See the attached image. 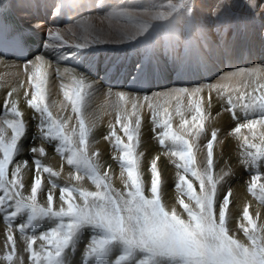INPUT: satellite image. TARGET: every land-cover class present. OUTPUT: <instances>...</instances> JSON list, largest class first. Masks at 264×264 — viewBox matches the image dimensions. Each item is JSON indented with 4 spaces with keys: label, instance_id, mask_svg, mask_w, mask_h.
Here are the masks:
<instances>
[{
    "label": "rangeland",
    "instance_id": "obj_1",
    "mask_svg": "<svg viewBox=\"0 0 264 264\" xmlns=\"http://www.w3.org/2000/svg\"><path fill=\"white\" fill-rule=\"evenodd\" d=\"M64 1H66L67 4L70 3V1L67 2L68 0H64ZM79 1H81L86 6L87 9L90 6H94L97 2L96 0H76V4H75L76 6H79V3H78ZM202 1H205V0H202ZM213 3H214V5L212 7H209L210 13L213 14L212 19L216 22H223V23H224V21H227V24L231 25L232 29L234 28V30L238 29V32L242 28L240 34L235 36V38H231L232 40L238 39V41L246 42L247 40L253 41L251 38L255 39V37H256L257 38L256 39L257 40V45H256L257 52L256 53L258 54V56H251L253 54V52L251 53L250 51H248V48H246L245 46L243 48L236 47L233 43H230V41H232V40H229L230 38H228L227 41L223 45L222 44L220 45V43L216 44L214 41H212V43H209V41L207 39L205 41L200 40L198 42V44L201 47L202 58H195L197 61L202 60L200 62H202L203 66H201V70H200L199 74L197 72H195L196 68L192 65L188 66L184 70L183 66L179 65V61L181 60V58H178V60L174 59V61L171 63V69L167 72V74L166 73L165 74L158 73L157 69H156V71L146 73L145 75L144 74L142 75L143 69L137 70L135 68V69L128 70L129 72L128 71L127 72L129 73V77H128V75L126 76L127 79H126V83L124 84V86H121V87L114 86L116 88V90H119L120 93H121V91L124 93H127V94H124L125 99L123 101L120 99L118 94H115L116 97L110 96V95L106 96V94L104 93L105 92L104 89H106V86H101V88H99V89L97 88V90H96V88H91L90 86L85 85V86H87L86 92H85L86 96H85V101H84L81 108H83V106L84 107L89 106L90 108L84 110L85 111L84 116L81 113H80V115L84 119L85 125L88 128L87 144L88 145L90 144V146L87 147L86 156H87L88 161L91 163L93 168L96 170L97 174L103 176L104 173L107 171V173H108V184H109V187L113 190V192H124L125 191V183L124 182L126 180V173L123 176L121 174L122 168H121L120 162H119L120 153H119L118 149L113 145V141L111 139L106 140L105 136H107L110 133V130L112 131L113 129L116 128V129H118V130L115 129V131L118 132L117 134L120 135L121 137H123V133L121 131L119 132L120 128L116 123L117 116H119L121 119H124L126 116H128L133 111V105H136L137 107H136L135 111L141 117V120H142L141 126H140V134H139V146L136 149V152H137V154L143 153V156L140 157L139 170L142 173L144 195L147 198H151V192H150L151 174L149 171V164H150V161L153 159V157H155V155H154L152 158H147L146 154L144 153V149L142 150V148H141L142 147L141 145H143V142L145 140L146 134L148 133L149 136H151L149 140H150L151 144L153 143L152 144L153 148L160 152V154L157 156H160V160L162 161V164H163L161 166L162 168L160 166H158L159 170L161 169L160 172H161L162 178H163V184H162V187L160 190L161 202L167 211L172 212L173 210H175L177 215H179L182 219L187 221L188 220L187 214L183 211V209L180 207V205L178 204L177 201L179 199L183 198L185 200V202H187V203H192V202L188 201L186 196H181V194L174 187L175 182L178 179L177 173L182 172V169H177L175 167L176 163L179 162L178 158L171 155L172 151L176 150L177 146L173 145L169 141V142H166V144L162 147V146H160L157 138L155 136H154L155 138L152 136V135H154V133L152 131L153 124L151 122V110L149 109L148 105L149 104L154 105L161 113H163L165 109H168V111L172 114L171 123L173 125V131H175L177 133H181L182 130L180 128V124L182 122V119H187L191 122V117L193 115V109H191L189 107V94H194L193 95V102L195 103L196 101H199L201 103V105L203 107V111H204L205 116H206V119L203 122L204 123V131L199 136V138L194 141L196 144L195 153H194V157H195L194 167L199 171H204L207 169V148H206V144H207L208 140L211 139L212 132L215 131L217 135H216V141H215L214 148H213V166H212V169L210 171H211V174L213 176V179L217 183L216 199L218 202H221L224 194L228 193L230 190L232 203L230 205V209H229V213H228V220H227L228 235L231 237L235 236V237L242 238L244 240V243L245 242L246 243L245 244H242V242H240V243L246 247L247 246L250 247L251 241L248 238L249 235L257 236L259 238V242L264 243V215H263L264 214V193H262L259 190L260 184H264V157H255L257 149L248 148L245 145L244 141H245V138H247L249 143L255 144V145L259 146V148H264V125L257 124L254 129L250 130L248 128H241L239 133L234 132V129L238 125L246 124L248 122V120H250V119H259V115L258 114H248L246 116L244 111L241 108L237 107L235 109L236 118L233 119L232 114L227 110L228 109L227 101H228L229 97H232L233 100L235 101L236 97H238L239 95H241L243 93H247V92H255L256 93L255 95H257V96H259L261 93H264V80L261 81L259 77L257 78V76L252 75V72L254 70L253 67L257 68L258 66L264 65V61H262L263 64L261 63V60L262 59L264 60V58H263L264 57V51H263L264 42L263 43L261 42L264 40V9L261 8V5H264V0H261V1L260 0H214ZM164 4H165L166 11H169V8H168L169 4H171L172 6H176L177 9L175 11H172L171 15L167 16V18H165L163 20L152 19L153 24L151 26V29H148L146 31L149 34L148 38H152L153 36L155 37V35L162 36L163 34H161L160 32L163 31V29L168 30V33L170 35H174L175 30L179 29L178 28L179 26H181L182 29H180V31H182V32L188 31L189 29H191L190 23L187 22L188 19L186 20V22H183L184 25L182 26L181 25L182 22L181 23H174L173 18L171 16L176 11L180 10L181 8L186 9L188 11H191V9L195 8V5H196L195 0H164ZM203 4L204 3L201 2V7L204 9V7L206 8V6H204ZM131 5H133V6L130 7V11L128 13L134 14L133 11H131V10L132 9L135 10L136 8H135L134 4H131ZM210 13H209V16L211 15ZM49 15L50 14L47 15L46 13H42V16L47 17V19H48ZM125 21H127V20L124 19V25H125ZM132 21H135V19H133ZM134 24L132 26H134L135 28L138 26L142 27V25L140 24V21H137V23H134ZM250 31H251V33H253L254 36H251V37H249V39L245 40L244 39V36H245L244 32L247 33ZM86 32H88V31H86ZM87 35H90L89 39H91L93 37V33H91V34L87 33ZM216 42H219V41H216ZM191 43H192V41L189 43L190 44L189 47H191ZM249 44H251V43H249ZM211 45H214V46H211ZM135 47H139V46H135ZM178 47H180L182 50H184L181 45ZM249 47H254V46L250 45ZM107 49H109L111 51L119 52L117 48H111V49L107 48ZM85 51L87 52L88 50H85ZM169 51L170 50L167 49V52L171 56V52H169ZM161 54H162L163 58L166 57V54L163 51ZM36 56H38V53L31 56L30 59L28 58L29 63L27 62L26 65L31 67L34 63L33 59L37 60ZM57 56H61V55H57ZM120 56H123L122 53H120ZM33 57H35V58H33ZM148 59L151 60L150 57ZM50 60H51V65L57 64L60 68H61V64H63V66H66V67L70 65L69 67L73 68L74 70H77V69L81 70V71L84 70L80 65L73 66L69 62L66 63L65 59H59L55 56L52 57ZM152 62H153V60H152ZM152 62H151V64H152ZM91 64L92 63L90 62V65ZM8 66H10V64L0 65V96H1L0 97V102H1L0 108H2V110L0 109V111H1L0 112V130L1 129L3 130L5 137L8 136L9 134L11 135V130L7 128L4 121L15 118L12 115H9V114H11V113H9V109L11 107V104H9L8 106H5L4 104H2V103H4V101H2V100H5L6 98H8L10 101L16 102L17 106L19 104L22 106L21 108H25L21 112L23 116H21L20 119H22V120L25 119V114L33 115L34 117H32V119L34 118V120L32 123L34 125H32V127H33V129L38 128L40 130L41 129L40 125L43 123L44 118L39 113H37V112L35 113L33 111V109H31L29 106H27L28 105L27 100L29 98H31V92L33 91L31 85H29V76L30 75L32 76L35 71L34 70H31V71L27 70L28 68H26L25 66H21L22 71L24 73L21 71L18 74H15V73H12L8 70L9 69ZM24 67L26 70H24ZM50 68L48 67L46 69V74H48L47 79L51 83H49V85H48L47 82L45 81L44 83H45V85L47 84V86L43 85V87L46 89L45 90V97H47L46 99L49 98L48 101L45 100V103H46L49 111L53 114L52 117L54 119H56L58 122L62 121L61 123L65 122V121L67 122V131L69 132V134H72L73 128L76 129V134L73 136L74 142L71 146L73 148H76L79 146L78 145L79 121L76 118V114L74 112H72V107H71L70 102L65 101L66 99H65L64 95H62L63 97L61 96V94H63V90H65L64 88H66L65 86L62 85V82H65L66 78L63 77L64 74L62 75V72H58V71H60V69H55L54 66H51ZM241 70H243V71H241ZM47 71H48V73H47ZM84 71L88 72L87 70H84ZM179 71L184 72V73L183 74L181 73V75H180ZM9 73H10V75H13V77L10 75L8 76ZM21 73H23V74H21ZM83 74H84V72H83ZM193 74L195 75V77H193ZM231 74H232V76H231ZM243 74L244 75L247 74V76L245 77V76H243ZM22 75H23V77H22ZM24 75H25V77H24ZM88 76L90 78H93L95 83L100 81V77H101L100 74H95V75L87 74L85 77H88ZM225 76H226V78H225ZM14 77H16V78H14ZM138 77H140V78L142 77L139 81L140 86L138 88H135L134 84H133V80L135 78H138ZM54 78H56V79H54ZM81 78H83V77H81ZM70 82H73V79L70 80ZM229 84H230V86H228ZM11 85H13V86H11ZM203 85L206 88H203ZM7 86H9V87H7ZM57 86L62 88V90ZM12 87L14 88V91L12 90L13 89ZM238 87H240V89ZM1 88L4 90H2ZM185 88H186L187 92L184 93L183 95H180L178 90L185 89ZM124 89H126V90H124ZM237 89H239V91ZM257 89H259V90H257ZM197 90H199V91H197ZM250 90H252V91H250ZM6 91H8V92H6ZM26 91L28 92L27 97L25 96ZM174 91H178V92L175 93ZM3 92H5L6 95ZM14 92H16V93H14ZM199 92H200V94H199ZM9 93H11V94L13 93L12 95H10L11 97L9 96ZM49 93L51 96L49 95ZM59 93H60V95H59ZM134 93H136V96L134 95ZM18 94L20 97H18ZM207 94H208L209 98L205 96ZM210 94H212L213 97L210 98ZM226 94H228V95H226ZM54 95H55V97H54ZM138 95H140L139 98L137 97ZM214 95H215V97H214ZM3 96H5L6 98L5 97L2 98ZM145 97H147V99H145ZM174 97H178V98H174ZM26 98H27V100H26ZM54 98L55 99L58 98L56 100H59V101H56L57 103H55ZM99 98L104 99L105 102H106V100L107 101L109 100L108 103L110 101H112L111 106L108 107L106 105L105 107H108V108L107 109L103 108V105L108 104V103H105L104 101H102V103L98 102ZM109 98L110 99L112 98V99L110 100ZM50 100H52L53 102ZM203 100H205V102H203ZM20 101H23V102L20 103ZM49 101L52 103H49ZM212 101L213 102L216 101V103H212ZM62 102L63 103L65 102L66 105H65V103L63 104ZM60 103H62V104H60ZM114 103L120 105V108L116 109L117 105H115ZM167 104H169L170 108L166 107ZM203 104H204V106H203ZM57 105H59V107ZM61 105H63V106H61ZM69 105H70L71 110L69 108ZM206 105H208L209 107L207 106V108H206ZM26 106L28 107L27 108L28 110L26 109ZM92 108H94L96 110H100L103 115L104 114H111V116H108V119H106L100 115L102 117L101 118L99 116V114H95L96 116H98L100 118L99 122L100 123L103 122L102 123L103 125L100 124L99 122L96 125H91L88 123V120H87V117L89 115H91V112H90V114H87V111L89 109H92ZM177 108H180L181 112L183 113L182 116L176 115ZM19 109H20V107L18 108V110ZM67 110H69V111H67ZM59 111H60V113H58ZM81 112H82V109H81ZM206 112H209V113H206ZM210 112H211L212 118L210 116ZM64 113L65 114L67 113L66 114L67 116ZM216 113H218L219 115L218 114L216 115ZM242 113H244V114H242ZM8 115H9V118H7ZM95 115H93V116H95ZM213 115L215 116V118ZM229 115L231 118L228 117ZM93 116L89 117L88 119L93 118ZM4 118H7V119H4ZM131 119H132L133 124H134L135 116H132ZM38 120H41L42 123ZM38 122H40L41 124ZM24 123H25V128H26V124H28V123L26 121H24ZM36 123H38V124H36ZM73 123H74V125H72ZM104 124H105V126H104ZM71 126H72V128H71ZM146 129L151 131V132L147 131ZM156 131L160 132V131H162V129L157 128ZM99 136H100V138H99ZM140 138H142V139H140ZM186 138L190 139V141H191V137H188L186 135ZM124 139H125V142H127L126 138H124ZM22 140L23 141H21L19 143V145L23 144V143L27 144V143H25L24 139H22ZM50 141H51V142H49L50 147L54 146V144L57 147L60 144L59 140H57V142H55L54 140L50 139ZM140 142H141V144H140ZM32 144H34V143H32ZM154 144L159 149H157L156 146H154ZM101 148L104 150H107V153L109 154V156L112 154L110 157H108L110 159L111 164H113L112 166L106 165L105 161H103V153L104 152ZM100 149L102 152L100 151ZM249 153H252L253 155H249ZM113 157H116V158L113 159ZM105 158H107V157H105ZM15 160L18 161V159H16V158H15ZM104 165H106V167H104ZM62 166H60V168L49 167L52 169L53 172L56 173V175H54V176L51 175L50 173H43L42 172V180H43L42 181V187H41V189L37 195V203L41 207L46 208L48 206V205H46L47 194H48L47 188L54 190L51 193L53 195V197L55 198L53 200V203H54L53 204V208H54L53 210L54 211L55 210L59 211L61 206L62 207L65 206V208H66V204L63 201H61V199H60V189L62 187L74 189L75 190L74 191L75 202L76 201H77L76 203L81 202L80 204L83 203L79 197V191L81 189L87 190V191H96L97 190L95 185L93 183H91V180L89 179V176H88V170L86 169L85 166L81 165L79 167V169L74 168L76 166H69V165L66 166V164L62 165ZM11 167L14 168L15 167L14 164L10 165V168ZM12 168L9 169L10 172H11ZM22 171H23V173H22ZM34 175H37V174H35V171H33V168H27L26 167V168L21 169V178L25 181V188H24L25 190L22 189L21 191L23 192L24 196L27 194L25 197H27L31 194L30 189H29L30 184L28 183V180L31 176H34ZM77 176H81L82 177L81 180L80 179L76 180ZM86 176H87V178H86ZM114 176H115V178H114ZM253 176L259 177V180L257 182V188H256L254 194L248 191V188L252 182ZM188 178L191 182H193L195 190L197 192H199V183L193 177H191L190 174L188 175ZM117 180H118V182L116 183ZM230 181H234L235 183H238V184L240 183V186L242 185L243 189L237 191L236 188L231 186L232 183H230ZM72 182L74 183L75 186L72 185L73 184ZM59 187H60V189H59ZM56 190H58L59 193H57ZM42 200L45 203H43ZM166 203H169V204H166ZM245 207H248V209H249L250 217L253 221V224L256 227L255 232L251 231L252 226L249 225L247 223V221H245L243 219L242 213H243V210ZM237 212H238V214H237ZM5 216H6V212L0 211V217H1L0 221L2 219V221L0 222V229L3 228L4 231H6V232L0 231V240H1L0 241V248H1L0 249V252H1L0 253V264H47V261H45L43 257L46 256L47 252L49 251V247L46 245V242L40 240V238H39L40 236L37 233L39 232V234L42 235L45 231L50 230L52 228V226L55 227V225L60 222L59 219L53 218V217H42V218L34 219L33 221L29 222L27 220V212H24L23 214L21 213L19 216L16 217L17 219L15 218L12 220H6ZM262 217H263V219H262ZM23 219H26L25 220L26 222H24ZM17 220H19V221H17ZM22 222H24V223H22ZM65 222H66V220H65ZM217 222H218V212H217ZM19 223L26 225V228L23 231H20L18 229L17 226ZM37 224L39 226H37ZM46 225H48V226H46ZM14 226H16V227H14ZM34 227H37V228H34ZM243 228H249L250 229L249 233L246 234L243 231ZM11 231H13V232H11ZM40 231H42V232H40ZM84 231H85V234H84ZM90 231H92V232H90ZM3 234H4V236H3ZM9 234L14 236L13 237V239H14L13 244L9 243L7 240L6 235H9ZM17 234L18 235L22 234V237H20L21 241H22L21 245H24V246L18 245V243H17L18 240L16 238ZM24 234H26V235H24ZM101 234L102 233L97 228L91 227L89 225L82 226L79 229V231H77L76 234L74 235V237H73L70 245L68 246V248H66L65 251L62 253V255L60 257V264H64V263L65 264H71V263H73V264H96V263L97 264H103V263L106 264L107 262H108V264H115V261L117 260V258L123 254V246L119 242L112 243L102 253H98L96 255H91V256L89 254V245L91 243L90 241L92 240V238L94 236H99ZM27 236H29V237H27ZM80 237H83L85 239H83V238L81 239ZM88 237H89V239H88ZM87 239H88V243L86 241ZM30 241L32 242V248L31 249L28 248V244ZM39 242H41V244L42 243L43 244L41 245ZM5 243H6V245H5ZM79 243H80V245H79ZM78 245H79V247H78ZM2 246L4 248H2ZM14 246H15V249H14ZM34 247H36V248H34ZM43 247H44V249H43ZM78 249H79V251H78ZM76 251H78V252H76ZM34 254H39V255H38V257H34ZM74 254H76V255H74ZM85 256H87V257H85ZM64 257L66 258V260ZM144 258H145V254L137 251V252H134L133 255L129 258L130 260H128L126 262H122V264H140V261ZM93 259H96L97 262L92 263ZM81 260L83 263L81 262ZM163 263L167 264L166 261Z\"/></svg>",
    "mask_w": 264,
    "mask_h": 264
},
{
    "label": "snow or ice",
    "instance_id": "obj_2",
    "mask_svg": "<svg viewBox=\"0 0 264 264\" xmlns=\"http://www.w3.org/2000/svg\"><path fill=\"white\" fill-rule=\"evenodd\" d=\"M168 8L169 11L159 12L153 19L163 20L177 9L171 4ZM261 8L264 9V5H261ZM148 26L144 25L138 34L143 33ZM50 38L60 40V36L56 33H51ZM82 40L83 42L76 44L75 47H86L92 43L105 42L99 36L89 39V35H85ZM37 60L40 58L37 57ZM41 68L42 65L37 64L34 74L29 76V84L33 91L27 104L44 118L45 122L40 125L44 138L59 140L60 145L57 151L67 149L70 152L67 156V164L76 166L77 169L81 165L85 166L89 179L97 189L96 191L80 190L79 197L83 202L80 204L75 202L74 189L62 187L60 199L66 204V208L61 207L59 211H54V197L51 193L47 195L48 206L46 208L37 203V195L42 187V177L37 174L29 178L31 194L25 197L21 191L25 188V181L21 178V169L28 167L29 160L25 159L22 162L15 160L18 144L26 134L25 123L20 119L22 113L18 110L16 103L8 98L5 99L4 105L11 104L9 111L15 119L4 121L7 128L11 130L10 139L5 138L3 130H0V211L6 212V220L15 219L23 212H27L29 222L42 217L59 218L60 222L55 227L45 231L39 237L50 249L44 257L47 264H60L62 253L68 248L76 232L84 225L97 228L102 233L92 238L89 245L90 255L104 252L114 242H119L123 246V254L117 258L115 264L128 261L137 251L145 254L140 264H163L165 261L167 264H264V243H260L257 236L249 235L251 246L246 247L228 235L227 220L232 203L231 192L224 194L222 201L218 202L216 199L217 183L210 171L213 166V148L217 135L215 131L212 132L211 139L206 144L207 169L199 171L194 167L196 148L194 141L203 133V122L206 119L201 103L193 102L194 94H189V107L193 109L191 122L182 119L181 133L173 131L172 114L168 109L161 113L154 105H148L151 110L152 131L160 146L163 147L169 141L177 146L171 155L178 158L179 162L175 167L182 169V172L177 173L178 179L174 187L181 196H186L188 201L192 202L187 203L183 198L177 201L187 214L188 220L186 221L177 215L175 210L167 211L161 202L160 190L163 178L158 168L160 156L153 157L149 164L151 198L144 195L142 173L139 170L140 157L143 153L137 154L136 152L142 122L141 117L135 111L137 106L133 105V111L124 119L117 116L116 123L123 137L118 135L115 129L105 136L106 140L113 141V145L120 153L122 176L126 173L125 191L113 192L108 184L107 171L103 176L97 174L86 157L88 128L80 115L86 92L83 78L76 80L73 77V85L66 86L63 91L65 99L70 102L72 111L79 121V146L73 148L71 146L76 129L73 128L72 134H69L67 122L61 123L52 117L45 103V88L43 87L47 74ZM178 91L180 95L187 92L186 89ZM118 95L122 101L125 99L123 93H118ZM25 96H28L27 91ZM227 103V110L232 114L233 119L236 118L235 109L237 107L241 108L246 116L248 114L259 115V119H250L246 124L238 125L234 132L239 133L241 128L254 129L257 124L264 125V93L259 96L255 95V92L243 93L236 97L235 101L229 97ZM176 115H183L180 108H177ZM132 116H135L134 124ZM157 128L162 131L157 132ZM186 135L191 137V141L186 138ZM244 143L248 148L257 149L255 157H264V148L249 143L247 138ZM28 151L31 154L39 152L42 156L46 154L42 147H31ZM249 155L253 154L249 153ZM14 162L15 167L10 172V165ZM31 164L34 165L33 171L37 173L41 171V163L34 156ZM42 172L56 175L49 167H43ZM189 174L199 183V192L189 180ZM81 178V176L76 177V179ZM258 180L257 176L252 177L249 192L254 194ZM259 190L264 193V184H260ZM242 216L252 226L251 231L255 232L256 227L250 217L248 207L244 208ZM17 227L23 231L26 225L18 224ZM243 231L248 234L250 229L243 228ZM7 240L9 243H14L13 236L10 234L7 235ZM28 248H32L31 241ZM38 255L34 254V257Z\"/></svg>",
    "mask_w": 264,
    "mask_h": 264
},
{
    "label": "bare ground",
    "instance_id": "obj_3",
    "mask_svg": "<svg viewBox=\"0 0 264 264\" xmlns=\"http://www.w3.org/2000/svg\"><path fill=\"white\" fill-rule=\"evenodd\" d=\"M0 0V10L3 11L5 8H9L14 13L17 20L22 24V26L27 29L31 35L33 36L34 42H28L27 47V58L22 60H16L13 58H5L0 56V65L10 64L8 66V70L12 73L18 74L22 71L21 66H25L28 68L27 70H34L35 66L37 64L42 65L41 70L46 72V69L51 66H54L55 69H60L58 72H62L63 77L66 78L65 82H62L63 86H72L73 82H70V80L73 79V77L76 78V80H79L81 77H85L87 74L95 75L100 74V81L96 82L93 78L85 77L84 83L87 86H90L91 88H101V86H106V89H104V93L106 96H115V94L120 93L119 90H116V87L124 86L126 83L127 75L129 77V71L131 69H143L142 75L150 72L158 71V73L167 74V72L171 69V63L175 60H178V58H181L179 61V65L183 66V69L185 70L188 66H194L195 72L198 74L200 73L201 66H203L202 60L197 61L195 58H202L201 55V47L198 44L200 40L205 41L206 39L209 41V43H212L214 41L216 44L220 43V45L224 44L228 38L229 40H232L231 38H235V36L239 35L242 28L234 30L232 29V26L227 24V21L223 22H216L212 18V15L209 11V7H212L214 5V0H195V8L191 9V11H188L186 9L181 8L180 10L176 11L171 17L173 18L174 23H181L183 26L186 20L190 23L191 29L188 31H180L181 26H179V29L175 30L174 35H170L168 33V30L161 31L160 33L163 34L162 36L155 35L153 38H148L149 34L146 32L148 29H151V26L153 24V17L159 13V12H166L164 0H96V4L94 6H90L88 9L86 6L79 1V6H76V0ZM261 1V0H260ZM201 2L204 3L203 5L206 6L204 9L201 7ZM218 3V2H217ZM131 4L135 5V10L133 11L134 14L128 13L130 11V7L133 6ZM220 5V4H219ZM225 6V5H224ZM227 7V6H226ZM213 9V8H212ZM226 9V8H225ZM215 10V9H214ZM224 10V9H223ZM42 13H46L47 15L50 14L47 17H43ZM209 13L211 14L209 16ZM133 15V16H132ZM217 15V14H216ZM220 16V15H219ZM223 17V16H222ZM124 19L125 21L124 25ZM135 19V21H132ZM137 21H140V24L142 27L144 25H149L148 28L141 34H138L139 30L142 27H134L132 26L134 23H137ZM170 22V21H169ZM135 25V24H134ZM167 26V25H166ZM171 26V25H170ZM253 27V26H252ZM168 28V27H167ZM174 30V29H173ZM88 31V32H86ZM246 31V30H245ZM51 33H56L60 36V40H54L50 38ZM88 34L93 33V36H99L105 42H99V43H92L86 47H75L76 44L83 42L82 38ZM244 39L247 40L249 37L254 36L253 33L250 32H244ZM90 36V35H89ZM253 41H238V39H233L230 41V43H233L238 48H243L244 46L248 48V51L253 54L251 56H258L257 52V38H251ZM149 41V42H148ZM191 47L190 46V42ZM219 41V42H216ZM237 41V42H236ZM262 43L264 42L261 41ZM251 43V44H249ZM182 46L184 50H182L178 46ZM250 45L254 47H249ZM139 46V47H135ZM214 46V45H211ZM107 48H117L120 53H122L123 56H120V53L117 51H111ZM11 51L14 53L15 58H23V56H15L16 53L19 51H16L12 44L10 45ZM107 49V50H106ZM167 49H169L171 52V56L167 52ZM85 50H88L87 52ZM166 54V57L163 58L162 51ZM255 50V51H254ZM264 51V49H263ZM38 53L37 57L40 58V60H35L33 58V65L30 67L26 65L28 60L33 56L34 54ZM25 55V56H26ZM61 55V56H57ZM24 56V57H25ZM57 57L59 59H65L66 63H70L73 66L80 65L84 70H87L88 72L84 70H74L73 68H70L69 66H63L61 64V68L56 64L51 65V58ZM151 58L149 60L148 58ZM29 58V59H28ZM114 58V59H113ZM264 58V57H263ZM153 60V62H152ZM59 61V60H58ZM231 61V60H230ZM264 61L263 59L261 60ZM90 62L92 63L90 65ZM152 62V64H151ZM29 63V62H28ZM32 63V62H31ZM61 63V62H60ZM98 63V64H97ZM260 63V64H261ZM263 64V63H262ZM253 65V64H252ZM251 65V66H252ZM210 66V65H209ZM24 67V70H26ZM242 67V66H241ZM3 68V67H2ZM245 68V67H244ZM247 68V67H246ZM250 68V67H249ZM51 69V68H50ZM192 69V68H191ZM240 69V68H239ZM253 76L259 77L260 80H264V65L258 66L257 68L253 67ZM5 70V69H4ZM193 70V69H192ZM33 71V72H34ZM128 71V72H127ZM6 72V71H5ZM23 72V71H22ZM84 72V74H83ZM171 72V71H170ZM8 73V72H7ZM24 73V72H23ZM21 73V74H23ZM48 73V71H47ZM183 74L184 72H180ZM226 73V72H225ZM26 74V73H25ZM136 74V73H135ZM7 75V74H6ZM10 73L8 74V76ZM48 75V74H47ZM5 76V75H4ZM13 77V75H10ZM31 76V75H30ZM232 76V74H231ZM243 76H247L243 74ZM23 77V75H22ZM25 77V75H24ZM51 77V76H50ZM94 77V76H93ZM165 77V76H164ZM193 77L195 75L193 74ZM16 78V77H14ZM87 78V79H86ZM142 78V77H141ZM140 77L135 78L133 80V84L135 88H138L140 86L139 81L141 79ZM190 78V77H189ZM226 78V76H225ZM56 79V78H54ZM14 80V79H13ZM64 80V79H63ZM229 80V79H228ZM47 84L49 85V80H46ZM220 82V81H219ZM230 82V81H229ZM60 83V82H59ZM227 83V82H226ZM45 83L43 84L44 86ZM55 84V83H54ZM30 85V84H29ZM206 85V84H205ZM13 86V85H11ZM51 86V85H50ZM86 86V87H87ZM230 86V84L228 85ZM2 87V86H1ZM9 87V86H7ZM59 87V86H57ZM13 88V87H12ZM29 88V87H28ZM60 88V87H59ZM187 88V87H186ZM185 88V89H186ZM203 88H206L203 85ZM237 88V87H236ZM240 89V87H238ZM2 89V88H1ZM10 89V88H9ZM49 89V88H48ZM62 90V88H60ZM65 89V88H64ZM239 89H237L239 91ZM4 90V89H2ZM14 91V88L12 89ZM46 90V89H45ZM126 90V89H124ZM228 90V89H227ZM256 90V89H255ZM254 90V91H255ZM259 90V89H257ZM55 91V90H54ZM64 91V90H63ZM199 91V90H198ZM237 91V92H238ZM252 91V90H250ZM8 92V91H6ZM51 92V91H50ZM131 92V91H130ZM177 93L178 91H174ZM208 92V91H207ZM5 94V92H3ZM16 93V92H14ZM47 93V92H46ZM123 94H127L121 91ZM202 93V92H201ZM230 93V92H229ZM242 93V92H241ZM240 93V94H241ZM13 94V93H12ZM11 94V95H12ZM48 94V93H47ZM58 94V93H57ZM86 94V93H85ZM138 94V93H137ZM200 94V92H199ZM219 94V93H218ZM256 94V93H255ZM6 95V94H5ZM50 95V93H49ZM60 95V93H59ZM63 94H61L62 96ZM88 95V94H87ZM136 96V93H134ZM144 95V94H143ZM210 94V98L213 97V95ZM225 95V94H224ZM228 95V94H226ZM51 96V95H50ZM86 96V95H85ZM133 96V95H132ZM140 95L137 97L139 98ZM209 98L208 94L205 95ZM222 96V95H221ZM230 96V95H229ZM1 97V96H0ZM3 96L2 98H4ZM11 97V96H10ZM18 97L19 94H18ZM23 97V96H22ZM55 97V95H54ZM63 97V96H62ZM118 97V96H117ZM215 97V95H214ZM226 97V96H225ZM6 98V97H5ZM14 98V97H13ZM12 98V99H13ZM47 98V97H46ZM51 98V97H50ZM15 99V98H14ZM30 99V98H29ZM49 99V98H48ZM48 99H45L48 101ZM58 99V98H56ZM54 98V102L57 103ZM60 99V98H59ZM62 99V98H61ZM110 99V98H109ZM112 99V98H111ZM110 99V100H111ZM213 99V98H212ZM211 99V100H212ZM219 99V98H218ZM235 99V98H234ZM2 100V99H1ZM16 100V99H15ZM18 100V99H17ZM27 100V98H26ZM207 100V99H206ZM224 100V99H223ZM5 101V100H2ZM52 101V100H50ZM49 103H52L50 102ZM63 101V100H62ZM67 101V100H65ZM104 101V99L99 98L98 102ZM109 101V100H108ZM106 100L105 103H108ZM220 101V100H219ZM225 101V100H224ZM23 101H20L22 103ZM61 102V101H60ZM205 102V100H203ZM1 103V102H0ZM16 103V102H15ZM48 103V104H49ZM63 103V102H62ZM60 103V104H62ZM65 103V102H64ZM63 103V104H64ZM112 101H110L108 104L103 105V108L107 109L111 106ZM212 103H216L212 101ZM223 103V102H222ZM4 104V103H2ZM18 104V103H17ZM59 104V105H60ZM69 104V103H68ZM117 105L116 109L120 108V105L114 103ZM50 105V104H49ZM48 105V106H49ZM59 105H57L59 107ZM66 105V103H65ZM92 105V104H91ZM108 107H105V106ZM211 105V104H210ZM228 105V104H227ZM226 105V106H227ZM1 106V105H0ZM28 106V105H27ZM26 106V109L28 108ZM54 106V105H53ZM56 106V105H55ZM63 106V105H61ZM204 106V104H203ZM208 105H206L207 108ZM19 111L22 112L23 109L22 106L18 104L17 108H19ZM25 107V106H24ZM68 107V106H67ZM166 107L170 108L169 104L166 105ZM209 107V106H208ZM7 108V107H6ZM70 108V105H69ZM90 108L89 106H86L82 109L81 114L84 116L86 109ZM2 110V108H0ZM28 110V109H27ZM54 110V109H53ZM61 110V109H60ZM71 110V108H70ZM219 110V109H218ZM221 110V109H220ZM239 110V109H238ZM35 112V110H33ZM62 111V110H61ZM69 111V110H67ZM237 111V110H236ZM241 111V110H240ZM1 112V111H0ZM7 112V111H6ZM55 112V111H54ZM53 112V113H54ZM73 112V111H72ZM87 117L88 123L91 125H96L100 121V118L96 116L95 114H99V116H103L104 118L108 119V116H111V114H102L100 110H96L94 108L89 109L87 111V114H90ZM222 112V111H221ZM5 113V112H4ZM10 113V111H9ZM29 113V112H28ZM36 113V112H35ZM60 113V111L58 112ZM209 113V112H206ZM236 113V112H235ZM2 114V113H1ZM65 114V113H64ZM67 114V113H66ZM65 114V115H66ZM70 114V113H69ZM218 113H216L217 115ZM222 114V113H221ZM229 114V113H228ZM244 114V113H242ZM11 115V114H9ZM9 115L7 118H9ZM53 115V114H52ZM57 115V114H56ZM95 115V116H93ZM219 115V114H218ZM231 115V114H230ZM230 115L228 117H230ZM2 116V115H1ZM23 116V115H22ZM64 116V115H63ZM67 116V115H66ZM65 116V117H66ZM69 116V115H68ZM93 116V118L88 119L89 117ZM100 116V117H101ZM210 116L212 118L211 112ZM214 116V115H213ZM4 117V116H3ZM33 115L25 114V119L28 124H26V134L24 136V141L27 144H18V149L16 153V159L18 161H23L25 159L29 160V165L27 168H34V165L31 164V159L34 156L36 159H38L41 163V171L38 175H41L42 177V168L43 167H53V168H60L62 165H67V156L70 154V152L67 149H64V151L58 152L57 147L55 146V142L57 140H54L53 143L54 146L50 147V139H45L43 136V132L41 129L38 128L33 129L32 125H34L32 122L34 120ZM233 117V116H232ZM4 118V119H7ZM37 118V117H36ZM63 118V117H62ZM102 118V117H101ZM209 118V117H208ZM210 118V119H211ZM215 118V116H214ZM231 118V117H230ZM13 119V118H12ZM15 119V118H14ZM58 119V118H57ZM245 119V118H244ZM247 120V119H246ZM2 121V120H1ZM41 122V120H38ZM43 121V120H42ZM38 122V123H40ZM62 122V121H61ZM36 123V124H38ZM42 123V122H41ZM40 123V124H41ZM44 123V121H43ZM72 123V122H71ZM100 123V122H99ZM103 123V122H102ZM100 123V124H102ZM39 124V125H40ZM231 124V123H230ZM6 125V124H5ZM74 125V123L72 124ZM103 125V124H102ZM107 125V124H106ZM229 125V124H228ZM89 126V125H88ZM98 126V125H97ZM105 126V124H104ZM109 126V125H108ZM115 126V125H114ZM230 126V125H229ZM228 126V127H229ZM101 127V126H100ZM99 127V128H100ZM116 127V126H115ZM114 127V128H115ZM231 127V126H230ZM72 128V126H71ZM110 128V127H109ZM111 129V128H110ZM116 129V128H115ZM2 130V129H1ZM118 130V129H116ZM147 130V129H146ZM149 131V130H147ZM111 132V130H110ZM120 132V130H119ZM151 132V131H149ZM106 133V132H105ZM118 133V132H117ZM8 134V133H7ZM102 135V134H101ZM10 134L6 136L5 138L10 139ZM145 136V135H144ZM149 134H146L145 140L143 142V145H141L142 150L144 149V153L146 154L147 158H152L154 155L157 156L160 154L158 150H155L153 148V143L150 142ZM154 137V135H152ZM100 138V136H99ZM98 138V139H99ZM155 138V137H154ZM142 139V138H140ZM153 140V139H152ZM158 140V139H157ZM23 141V140H22ZM34 143V144H32ZM47 143V144H46ZM93 143V142H92ZM101 144V143H100ZM107 144V143H106ZM105 144V145H106ZM141 144V142H140ZM156 144V143H155ZM154 144V146H156ZM35 145V146H34ZM60 145V144H59ZM90 146V144L88 145ZM94 146V145H93ZM99 146V145H98ZM31 147L36 148H43L45 151V155H40L39 152L35 154L29 153L28 149ZM96 147V146H95ZM157 148V146H156ZM94 149V148H93ZM102 149V148H101ZM100 149V151H101ZM159 149V148H157ZM95 150V149H94ZM103 150V161H105L106 165H113L110 162V159L108 157L109 154L107 153V150ZM102 152V151H101ZM100 155V154H99ZM87 157V156H86ZM107 157V158H105ZM99 160V159H98ZM17 161V160H16ZM230 161V160H229ZM231 163V162H230ZM15 166V163H13ZM160 164V165H159ZM104 165V167H106ZM162 161L160 160L158 163V166H162ZM63 167V166H62ZM101 167V166H100ZM12 168V167H11ZM10 168V169H11ZM77 168V167H74ZM73 168V169H74ZM114 168V167H113ZM162 168V167H161ZM171 168V167H170ZM101 169V168H100ZM161 170V169H160ZM165 170V169H164ZM25 171V170H24ZM114 171V170H113ZM116 171V170H115ZM169 171V170H168ZM26 172V171H25ZM121 172V171H120ZM23 173V171H22ZM165 173V172H164ZM167 173V172H166ZM32 174V173H31ZM77 174V173H76ZM80 174V173H79ZM85 175V174H84ZM120 175V174H119ZM23 176V175H22ZM113 176V175H112ZM111 176V177H112ZM121 176V175H120ZM165 176V175H164ZM44 177V176H43ZM87 178V176H86ZM115 178V176H114ZM118 178V177H117ZM46 179V178H45ZM44 179V180H45ZM77 180V179H76ZM81 180V179H80ZM87 180V179H86ZM112 180V179H111ZM234 180V179H233ZM43 181V180H42ZM88 181V180H87ZM90 182V181H89ZM118 180L116 181V183ZM45 183V182H44ZM70 183V182H69ZM73 183V182H72ZM77 183V182H76ZM92 183V182H91ZM90 183V184H91ZM231 186L236 188V190H242V185L240 186V183H235L234 181H230ZM64 184V183H63ZM46 185V184H45ZM74 185V183L72 184ZM78 185V184H77ZM44 186V185H43ZM57 186V185H56ZM75 186V185H74ZM85 186V185H84ZM51 187V186H50ZM230 188V187H229ZM241 188V189H240ZM30 189V188H29ZM44 189V188H43ZM60 189V187H59ZM85 189V188H84ZM25 190V189H24ZM82 190V189H81ZM54 190L47 188V193H52ZM57 193L58 190H56ZM230 191V190H229ZM77 192V191H76ZM27 195V194H26ZM25 195V196H26ZM48 195V194H47ZM59 196V195H58ZM57 197V196H56ZM55 199V198H54ZM58 200V199H57ZM170 200V199H169ZM43 203H45L42 200ZM55 202V201H54ZM60 202V201H59ZM58 202V203H59ZM77 202V201H76ZM57 203V204H58ZM81 203V202H80ZM54 204V203H53ZM169 204V203H166ZM44 205V204H43ZM47 205V202H46ZM64 206V205H63ZM62 207V206H61ZM65 207V206H64ZM171 207V206H170ZM57 208V207H56ZM55 208V209H56ZM54 209V208H53ZM56 211V210H55ZM251 212V211H250ZM24 213V212H23ZM22 213V214H23ZM255 213V212H254ZM238 214V212H237ZM257 214V213H256ZM264 215V214H263ZM2 216V215H1ZM21 217V216H20ZM259 217V216H258ZM1 218V217H0ZM17 219V218H16ZM59 219V218H58ZM57 219V220H58ZM263 219V217H262ZM24 222H26V219H23ZM2 221V219H1ZM0 221V222H1ZM19 221V220H17ZM22 221V220H21ZM47 221V220H46ZM16 222V221H15ZM22 222V223H24ZM38 222V221H37ZM13 224V223H12ZM21 224V223H19ZM56 224V223H55ZM16 225V224H15ZM17 226V225H16ZM14 226V227H16ZM37 226H39L37 224ZM48 226V225H46ZM41 227V226H40ZM53 227V226H52ZM92 227V226H91ZM29 228V227H28ZM27 228V229H28ZM32 228V227H31ZM37 228V227H34ZM39 228V227H38ZM43 229V228H42ZM41 229V230H42ZM233 229V228H232ZM9 230V229H8ZM14 230V229H13ZM0 231H4L3 228L0 229ZM16 231V230H15ZM43 231V230H42ZM40 231V232H42ZM45 231V230H44ZM79 231V230H78ZM6 232V231H4ZM13 232V231H11ZM17 232V231H16ZM31 232V231H30ZM37 232V231H36ZM88 232V231H87ZM92 232V231H90ZM232 232V231H231ZM35 233V232H34ZM95 233V232H94ZM234 233V232H233ZM263 233V232H262ZM13 234V233H12ZM36 234V233H35ZM39 236V232L37 233ZM85 234V231H84ZM87 234V233H86ZM26 235V234H24ZM4 236V234H3ZM7 236V235H6ZM37 236V235H36ZM87 236V235H86ZM85 236V237H86ZM90 236V235H89ZM239 236V235H238ZM14 237V236H13ZM22 234H17L16 238L18 240L19 246L21 245V238ZM29 237V236H27ZM31 237V236H30ZM233 237V236H232ZM5 238V237H4ZM25 238V237H24ZM81 239L83 237H80ZM79 238V239H80ZM87 238V237H86ZM237 242L244 243V240L240 237H233ZM85 239V238H83ZM89 239V237H88ZM88 239L86 240L88 243ZM3 240V239H2ZM1 241V240H0ZM78 241V240H77ZM81 241V240H80ZM24 242V241H23ZM38 242V241H37ZM74 242V241H73ZM79 242V241H78ZM82 242V241H81ZM91 242V241H90ZM41 244V242H39ZM86 243V244H87ZM13 244V243H12ZM24 244V243H23ZM36 244V243H35ZM34 244V245H35ZM43 244V243H42ZM41 244V245H42ZM78 244V243H77ZM241 244V243H240ZM2 245V244H1ZM6 245V243H5ZM74 245V244H73ZM72 245V246H73ZM80 245V243H79ZM78 245V247H79ZM82 245V244H81ZM111 245V244H110ZM45 246V245H44ZM85 246V245H84ZM114 246V245H113ZM83 247V246H82ZM109 247V246H108ZM248 247V246H247ZM2 248H4L2 246ZM12 248V247H11ZM20 248V247H19ZM36 248V247H34ZM81 248V247H80ZM79 248V249H80ZM1 249V248H0ZM15 249V246H14ZM44 249V247H43ZM78 249V251H79ZM83 249V248H82ZM50 250V249H49ZM77 250V249H76ZM85 250V249H84ZM87 250V249H86ZM108 250V249H107ZM9 251V250H8ZM21 251V250H20ZM76 251V252H78ZM121 251V250H120ZM118 252V251H117ZM1 253V252H0ZM21 253V252H20ZM40 253V252H39ZM68 253V252H67ZM119 253V252H118ZM15 254V253H14ZM22 254V253H21ZM20 254V255H21ZM26 254V253H25ZM107 254V253H106ZM105 254V255H106ZM136 254V253H135ZM42 255V254H41ZM76 255V254H74ZM84 255V254H83ZM142 255V254H141ZM66 256V255H65ZM88 256V255H87ZM85 256V257H87ZM91 256V255H90ZM107 256V255H106ZM115 256V255H114ZM113 256V257H114ZM9 257V256H8ZM17 257V256H16ZM21 257V256H20ZM25 257V256H24ZM77 257V256H76ZM84 257V256H83ZM82 257V258H83ZM96 257V256H95ZM94 257V258H95ZM139 257V256H138ZM44 258V257H43ZM65 258V257H64ZM70 258V257H69ZM101 258V257H100ZM107 258V257H106ZM117 258V257H116ZM3 259V258H2ZM39 259V258H38ZM98 259V258H97ZM108 259V258H107ZM66 260V258H65ZM72 260V259H71ZM75 260V259H74ZM85 260V259H84ZM105 260V259H104ZM130 260V259H129ZM46 261V260H45ZM80 261V260H79ZM106 261V260H105ZM82 262V260H81ZM88 262V261H87ZM97 262L96 259L92 260V263ZM107 262V261H106ZM133 262V261H132ZM64 263V262H63ZM79 263V262H78ZM83 263V262H82ZM134 263V262H133ZM65 264V263H64ZM73 264V263H71ZM97 264V263H96ZM104 264V263H103ZM108 264V262L106 263ZM164 264V263H163Z\"/></svg>",
    "mask_w": 264,
    "mask_h": 264
}]
</instances>
